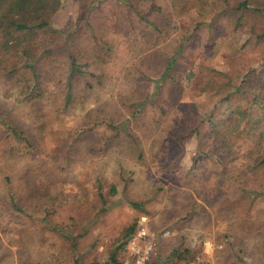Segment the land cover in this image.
I'll list each match as a JSON object with an SVG mask.
<instances>
[{
    "label": "rangeland",
    "instance_id": "obj_1",
    "mask_svg": "<svg viewBox=\"0 0 264 264\" xmlns=\"http://www.w3.org/2000/svg\"><path fill=\"white\" fill-rule=\"evenodd\" d=\"M87 1H93L91 12H81L77 0H68L51 23L65 35L66 44L71 40L70 33L81 32L87 37L84 49L90 52L93 42L87 43L86 33H104L115 40V56L96 65L107 75L105 86L87 91L82 77L74 84L72 99L65 103L62 90L68 70L64 57L60 58L61 65L56 62L54 68L47 69L50 75L42 82L40 96H35L34 90L22 93L5 86L0 79V113L25 130L33 143L26 149L0 140V264L102 263L115 250L129 264V240L122 248L118 246L123 229L135 219L154 235L156 254L151 264H175L172 251L183 246L194 251L196 264H264V251L261 257L257 254L261 237L254 227L247 230L248 225L242 226L248 214L264 207V203L253 208L238 204L231 216L217 213L220 207L224 210V198L236 194L234 182L247 165L246 160L258 153L260 145L264 147V135L258 137L255 120L245 122L236 133L229 130L224 141L215 136L209 124L199 131L191 130L200 116L214 113V118H224L225 107L209 90L207 79L211 73L205 68L224 69L231 77L241 76L248 68L262 69L259 62L264 57V43L255 39L258 30L253 31L250 22L242 27L224 25L214 41L203 34L191 41L189 64L181 77L182 91L155 126V130L168 128L165 134L179 138L178 146L168 142L150 147L149 142H143L142 157L138 151L125 148L105 147L95 152V142L109 130L101 126L93 133L88 115L110 98L118 102L116 93L126 87L119 81L128 42L116 16L126 11L124 1L133 0ZM136 1H153L147 3H152L155 11L151 9L145 17L155 19L163 14L159 17L170 18V35L161 40V45H170L178 34L193 37L198 32L192 31L196 20L202 19L193 2L210 0ZM100 26L103 29L97 31ZM141 29L131 31L136 41L143 40L138 36ZM27 74L31 76L29 71ZM68 149L70 152L65 153ZM178 151L173 160L172 155ZM248 175L263 177L264 169ZM111 185L116 194L109 192ZM98 189L108 199L105 204L100 201ZM9 193L14 194L20 210L9 204ZM189 197L202 208L186 217L183 209ZM130 201L139 202L140 207ZM257 214L252 211L250 216ZM260 216L264 218V211ZM234 219H240V227L238 222L229 226ZM174 220L175 224L171 222ZM164 229L169 233L161 232Z\"/></svg>",
    "mask_w": 264,
    "mask_h": 264
},
{
    "label": "trees",
    "instance_id": "obj_2",
    "mask_svg": "<svg viewBox=\"0 0 264 264\" xmlns=\"http://www.w3.org/2000/svg\"><path fill=\"white\" fill-rule=\"evenodd\" d=\"M67 1L0 0V79L5 86L18 88L22 93L34 90L35 96L42 95V82L50 75L47 69L49 70L50 66L54 68L53 65L56 62L61 65V57H64L63 62L68 70L65 72L66 86L62 90L66 98L65 103L72 99L74 84L82 77L85 78L87 91L93 90L96 86H105L107 75L104 71L98 70L96 65H99L100 61L107 62L115 56V40L104 33L89 35L85 32L88 35L87 43L93 42L92 52H90L84 49L87 37L85 38L79 32L68 35L71 40L67 45L65 35L63 36L51 23L52 17L65 6ZM77 2L81 12H91L93 1L77 0ZM147 2L141 4L136 0L124 1L127 4L126 11L123 15L116 16V21L120 22L118 24L120 29L126 32L123 38H126L128 42L126 50L123 51L125 58H123L122 78L119 81L122 87L124 85L126 87L116 93L118 102L110 98L88 115L92 121L89 129L93 130V133L101 126L109 130L103 139L99 138L95 142L92 149L95 152H101L105 147L122 150L125 148L130 152L138 151V156L142 157L144 149L141 143L143 142H149L150 147L154 144L162 146L168 142L178 146L179 138L176 140L173 138L174 134H165L168 128L158 127L155 130V126L164 118L163 111L166 112L175 105L182 91L181 77L185 72L184 67L189 64L188 47L200 34L214 41L222 30V26L242 27L250 22V28L255 32L258 30L255 39L264 43V0L194 1L195 10L202 20H196L195 29L192 32H198L194 33L193 37L184 33L176 36L174 34L175 39L169 42L170 45H161L163 42L161 40L170 35L173 22L169 20L170 18L159 17L163 14L157 15L155 19L145 17L151 9L154 10V5ZM88 26L84 25L83 28ZM136 27L142 28L141 34L138 35L143 38L142 41L139 39L136 41L131 33ZM91 29L95 31L93 27ZM100 29L103 28L100 26L97 31ZM259 65L262 67L261 70L248 68L239 77H231L224 69L205 68L211 73L207 79L209 90L218 97L219 104L225 107L224 118H214V113L205 117L200 116L191 130L199 131L200 127L209 124L212 132H216L215 136L222 137L220 139L224 141L223 136L227 135L229 130L236 133L245 122L255 120L256 126H259L258 137H262L264 123L261 124L260 121L264 118L259 117L264 116V57H261ZM28 71L31 76L27 74ZM134 128L139 132L137 133ZM0 140H3L5 145L16 144L26 149L33 144L29 134L19 129L2 113H0ZM69 152L70 149L65 153ZM178 154L179 151L171 158L174 160ZM66 159L65 154L63 160ZM246 162L247 165L234 182L236 194L227 196L222 201L224 210L222 211L220 207L221 212H217L221 216L233 215L232 211L238 204L244 203L248 206L247 208H253L264 203V176L249 177L248 175L250 172H259L264 169V147L260 145L258 153ZM64 167L65 164L62 168ZM122 170L120 169V176L124 175ZM109 192L116 194L114 185H111ZM98 193L101 203L105 204L108 199L104 197L100 189ZM8 201L12 208L20 210L13 193H9ZM197 202L193 197L188 198L183 209L186 217L194 215L199 207L202 208V205L200 206ZM130 203L140 207L137 201H130ZM252 211L258 214L251 217ZM252 211L243 220L242 226L248 225L247 230L254 227L256 235L261 237V246H257L258 257H261L264 251V218L260 219V214L264 211V207H256ZM45 220L49 223L48 219L45 218ZM171 222L175 224V220ZM236 222L240 227V219H234L232 223L229 221V226L235 225ZM138 223L139 220L135 219L123 229L119 249L134 235ZM51 229L59 228L52 226ZM165 230L168 229L161 232ZM172 254L177 260L175 264L195 261L193 260L194 251L188 246L174 249ZM258 261H260L259 258ZM151 263L152 260L147 264ZM76 264L84 263L76 261ZM89 264L126 263L119 258L115 250L109 253L106 261L102 263L94 261Z\"/></svg>",
    "mask_w": 264,
    "mask_h": 264
},
{
    "label": "built area",
    "instance_id": "obj_3",
    "mask_svg": "<svg viewBox=\"0 0 264 264\" xmlns=\"http://www.w3.org/2000/svg\"><path fill=\"white\" fill-rule=\"evenodd\" d=\"M166 231L164 234H167ZM154 235H150L146 226L142 223L137 227L134 235L129 239L127 248L129 249L130 256H132L131 264H147L153 260L156 250ZM208 242H205V245ZM221 245H219V248ZM180 264H196V261H185ZM229 264H237L235 262Z\"/></svg>",
    "mask_w": 264,
    "mask_h": 264
}]
</instances>
